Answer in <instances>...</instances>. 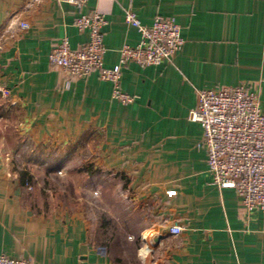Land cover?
I'll use <instances>...</instances> for the list:
<instances>
[{"label":"crops","instance_id":"crops-1","mask_svg":"<svg viewBox=\"0 0 264 264\" xmlns=\"http://www.w3.org/2000/svg\"><path fill=\"white\" fill-rule=\"evenodd\" d=\"M92 10L106 19V67L140 39L126 10L145 25L173 17L183 45L157 65L127 60L120 84L134 99L121 104L96 70L66 84L48 62L63 36L71 48L88 40L73 25L75 6L0 0V254L31 264H264V211H245L234 188L212 183L202 128L188 118L197 89L240 83L257 91L264 113V0H86L81 12ZM78 143L86 165L123 187L112 199L122 211L108 216L122 212L126 230H89L78 207L35 197L19 173L35 159L47 171L66 167Z\"/></svg>","mask_w":264,"mask_h":264},{"label":"built area","instance_id":"built-area-1","mask_svg":"<svg viewBox=\"0 0 264 264\" xmlns=\"http://www.w3.org/2000/svg\"><path fill=\"white\" fill-rule=\"evenodd\" d=\"M56 1L75 6L78 15L73 25L79 30L88 29L89 37L77 48L70 47L67 36L60 38L48 52L49 64L61 68L66 84L96 70L101 79L111 83V98L121 104H129L134 99L120 84L121 67L127 60L141 67L157 65L171 61L183 45L180 26L173 17L156 15L151 24L145 25L133 11L126 10L124 20L137 28L140 39L133 46L123 44L118 63L106 67L103 65L102 27L106 22L103 13L98 10L81 12L86 0ZM20 25L28 27L24 21H20ZM196 96L197 104L188 111V118L202 128L197 146L205 149L212 183L234 188L245 211L255 208L264 211V113L260 110L257 91L240 83L217 89L199 88ZM167 230L170 234H178L182 226L172 223ZM0 264L31 262L28 258L0 254Z\"/></svg>","mask_w":264,"mask_h":264},{"label":"rangeland","instance_id":"rangeland-1","mask_svg":"<svg viewBox=\"0 0 264 264\" xmlns=\"http://www.w3.org/2000/svg\"><path fill=\"white\" fill-rule=\"evenodd\" d=\"M0 88V94L6 97L8 92L3 90L6 88L2 86ZM5 157L10 161L18 156L7 154ZM85 157L86 155H82L81 151L79 153L78 143L77 152L69 155L68 158L66 156V167L47 171L38 163V159H35L32 164L25 165V168H29V171H22L21 169L19 173H28L31 181L28 189L31 194L34 193L35 197L46 196L50 201L58 197H64L69 208L78 207V210L82 211L85 220L89 224V230H126L123 225L122 212L116 219L108 216V211L112 212L114 209H116V212L122 211V203L119 202V199H116H122L124 195L123 187L117 181L118 178L98 169L93 172H76L72 169L78 168L81 170L87 167L85 163L88 160L83 161ZM22 167L24 166L20 165V168ZM114 196H116V203H113L115 200H112ZM39 204H41V201ZM104 220H107V224L103 226Z\"/></svg>","mask_w":264,"mask_h":264},{"label":"trees","instance_id":"trees-1","mask_svg":"<svg viewBox=\"0 0 264 264\" xmlns=\"http://www.w3.org/2000/svg\"><path fill=\"white\" fill-rule=\"evenodd\" d=\"M96 169H93L90 165H87V167H85V168H82L81 170H79V169H77V170H75L76 172L77 171H88V172H93V171H95ZM24 179L26 180V181H29L30 180V176L28 175V173L26 174V172H24ZM107 220H104V222H103V226L104 225H106L107 223Z\"/></svg>","mask_w":264,"mask_h":264},{"label":"water","instance_id":"water-1","mask_svg":"<svg viewBox=\"0 0 264 264\" xmlns=\"http://www.w3.org/2000/svg\"><path fill=\"white\" fill-rule=\"evenodd\" d=\"M158 238H159V235H158V236L156 235V236L153 237V240H154V241H157Z\"/></svg>","mask_w":264,"mask_h":264}]
</instances>
